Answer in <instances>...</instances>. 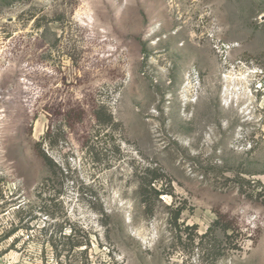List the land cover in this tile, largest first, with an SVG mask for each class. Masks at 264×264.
Masks as SVG:
<instances>
[{"label": "rangeland", "instance_id": "374dc122", "mask_svg": "<svg viewBox=\"0 0 264 264\" xmlns=\"http://www.w3.org/2000/svg\"><path fill=\"white\" fill-rule=\"evenodd\" d=\"M0 264H264V0H0Z\"/></svg>", "mask_w": 264, "mask_h": 264}, {"label": "trees", "instance_id": "16d2710c", "mask_svg": "<svg viewBox=\"0 0 264 264\" xmlns=\"http://www.w3.org/2000/svg\"><path fill=\"white\" fill-rule=\"evenodd\" d=\"M156 182H157V180H156V178H154V179L148 180V181H146V182H142L141 185H142V187H144V186L149 187V189H151V190L155 193L156 196H159V195L162 193V191L156 189ZM19 214H22V211H19ZM23 227H24L26 230L31 229V226H29V225H24ZM72 246H73V245H70V246H69V249H71ZM56 247H57V246H56ZM64 247H65V246H64Z\"/></svg>", "mask_w": 264, "mask_h": 264}]
</instances>
